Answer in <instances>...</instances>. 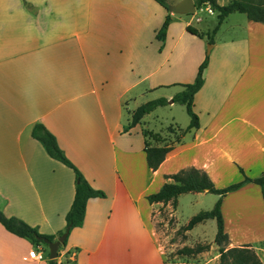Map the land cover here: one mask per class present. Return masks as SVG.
<instances>
[{"label": "crops", "instance_id": "crops-1", "mask_svg": "<svg viewBox=\"0 0 264 264\" xmlns=\"http://www.w3.org/2000/svg\"><path fill=\"white\" fill-rule=\"evenodd\" d=\"M181 1L166 0L173 6ZM231 1L217 3L223 7ZM237 14L224 19L216 35L218 19L207 25L208 43L212 37V51L219 50L220 34L228 30L226 43L234 46L235 59L239 52L245 59L243 73L228 84L227 76L208 64L194 99L200 126L181 135L190 120L178 122L171 102L183 85L195 81L206 58L205 43L194 49L186 45L182 52L192 62L172 78L161 70L179 42L202 36L200 27L189 25L191 19L183 24L155 0H0V211L53 241L66 231L75 171L33 139V128L43 124L84 179L106 194L89 200L84 225L67 237L58 263L170 264L157 223L164 222L162 213L175 216L180 198L175 207L172 202L151 205L147 199L170 181L165 176L201 169L224 188L243 179L240 169L251 179L264 173V23ZM167 16L166 39L159 41ZM171 38L175 42L163 59ZM160 98L167 105L129 129L133 112ZM167 126L174 133L165 134ZM145 133L160 134L151 144L157 147L180 136L156 172L147 163ZM239 191L263 198L255 184ZM189 194L202 198L207 193ZM226 198L221 211L229 246L240 247L242 238H234L226 219ZM259 212L264 219L263 205ZM258 235L264 238V228ZM0 238L19 249L20 264L50 261L29 258L42 241L16 237L1 224Z\"/></svg>", "mask_w": 264, "mask_h": 264}, {"label": "trees", "instance_id": "trees-1", "mask_svg": "<svg viewBox=\"0 0 264 264\" xmlns=\"http://www.w3.org/2000/svg\"><path fill=\"white\" fill-rule=\"evenodd\" d=\"M166 10H169V4L166 0H155ZM197 7L202 4H211L215 10L219 12L218 23L213 31V35H216L219 26L224 19L230 16L231 13L245 14L249 21L264 23V6L255 5L243 2L241 0H233L227 6H219L217 0H195ZM170 11V10H169ZM169 16L163 22L161 29L157 33V39L159 41H164L166 39ZM187 31L195 36H198L199 32L190 26L187 27ZM213 43L212 37L210 44ZM209 64V59L206 57L205 61L200 65L197 77L195 81L188 85H183L182 92L178 93L174 98V103H179L186 106L187 115L190 120V125L186 130L181 131V135L186 134L192 129H198L200 122L195 114L194 110V99L195 95L198 93L199 89L202 87L204 81V72ZM168 100L165 98H160L154 101H150L142 106H139L135 112H133L131 117V123L129 129L136 127L142 118L151 112H154L160 107L167 105ZM146 137H153L152 133H145ZM33 139L39 142L46 154H48L52 159L59 161L63 165L71 168L75 171V184L76 192L72 205L66 214L67 227L66 231L61 234H71L73 229L81 228L85 222V212L86 205L89 200L96 198H105L106 194L102 191L94 189L82 176L81 171L72 163L65 153L57 145L56 137L50 133L45 125L37 124L32 130ZM158 138V137H156ZM180 142V139L177 143ZM173 148V144L166 143L162 146H151L149 142L145 143L144 151L147 154V163L149 168L156 172L163 162L166 160L167 154ZM243 179L236 183H230L229 186L224 188H218L212 180L210 179L207 172L201 169H184L173 175H167L164 177L165 180H170L165 183L163 188L156 194L148 196L149 203H173V207L177 206L179 197L189 193H207L214 194L219 197L215 207L210 211L199 212L197 216L193 217L188 226L187 231L195 228L199 223H203L209 220H215L217 222V235L214 238V244L219 248L220 264H264L262 259L256 251L249 245H243L240 247L229 246V234L226 231L225 219L222 215L221 207H223L224 199L232 192H237L248 184H255L261 188L262 196L264 199V173L261 176L251 179L248 178L243 169H240ZM0 224L8 231L12 232L14 236L19 238L31 239L34 243H37V239H46L48 241H53V237L44 236V234H39L38 231L26 224L25 222L13 218L7 217L0 211ZM67 236V237H68ZM66 237V239H67ZM66 243V240L64 244ZM63 244V245H64ZM229 246V247H228ZM205 249L198 246V249L186 248L183 253L195 254L202 253ZM49 264H59L57 260H50Z\"/></svg>", "mask_w": 264, "mask_h": 264}, {"label": "rangeland", "instance_id": "rangeland-1", "mask_svg": "<svg viewBox=\"0 0 264 264\" xmlns=\"http://www.w3.org/2000/svg\"><path fill=\"white\" fill-rule=\"evenodd\" d=\"M169 1L171 3L175 2V0ZM241 1L264 6V0ZM192 16L193 15L186 16L176 14L177 19H181L183 24H186L187 21L192 19ZM198 17L202 18L201 21L198 24H195L193 22V26L200 27V30L203 31L202 36L195 37L193 38L194 40H188L191 39L188 37L182 42H179L177 50H175L174 53H171L172 55L170 57V60L164 63V66L161 70V75L168 74L166 78L170 79L173 77L172 74L186 69L191 64L192 59L189 53H185L186 51L182 52V50L186 48V45L194 49L197 45L196 43L199 42L200 44L205 43V57L209 59V64L211 63V65L217 70V72L215 73H217L218 75L222 74V76L226 75L228 84L229 82L235 81L240 76V74L243 73V65L245 66L243 62V60H245L243 54L239 52L237 58L235 59L234 46L232 44L228 45L226 43L227 41H229L228 37L226 36L228 30L224 31V34H220L221 36L219 40L221 42V46L219 50L212 51L213 49L211 47L213 45L208 43L207 25H215L217 23L218 16L209 15L204 11H200ZM236 17H240L241 20L246 19V16L242 14H237ZM216 40L217 39L215 38V41ZM174 42L173 38H171L168 41V44H166L165 49H163V59L166 57L168 49ZM238 46H240V44L235 45V47ZM175 104L176 106L174 108V114L175 116H177L178 122L183 123L182 121L184 119L189 120V117L186 113V106L179 103ZM164 111L165 112L163 113L166 114V112H168L169 110L167 109ZM164 118H167L166 115ZM164 132L165 134L169 132L174 133V129L171 126H167L165 127ZM159 136L160 134L154 135L153 137L155 138L149 137V145L154 143V139H157L156 137L159 138ZM179 138L180 136H177L176 134V136L174 137L175 141L172 142L170 140L167 143L175 144L179 141ZM162 144L164 145L166 143ZM179 198V205L176 207L175 216H169V212L162 213L164 222L157 223L158 228L162 233V237H160V240H162L166 244L170 253L169 263L220 264V260H218L217 258L219 255V248L214 244V238L217 235V222L215 220H209L201 226H196L193 229L192 233H189L187 231V226L190 220L193 217L197 216L200 211L205 212L212 210L213 207H215V204L217 203L219 197L214 194H206L202 198H197V196L193 194H185ZM262 205L264 207L263 198H261L260 200V198L252 191H237L234 193L231 192L226 198L224 212L227 216L226 219L229 223V226L231 225V230L233 232L234 238H242L239 240V242L237 240L238 245H250L251 247H253V249L256 251L260 259H262V262L264 263V238L262 237V235H258L264 228V219L259 212V209L262 208ZM198 246L204 248L205 251H208V254L206 256H202L200 252L195 254L183 253L184 249L186 248L198 249ZM41 249H43L46 257H49V248L42 245ZM18 256L19 249L14 244H12V242H7L3 240V238H0V264H20ZM46 264L49 263L46 262Z\"/></svg>", "mask_w": 264, "mask_h": 264}, {"label": "water", "instance_id": "water-1", "mask_svg": "<svg viewBox=\"0 0 264 264\" xmlns=\"http://www.w3.org/2000/svg\"><path fill=\"white\" fill-rule=\"evenodd\" d=\"M196 2L195 0H182L180 3L177 5H169V10L173 14H179V15H192L195 14L196 12ZM171 103H174L173 101ZM67 234H63L62 236L58 237L56 241H48L46 239H37L38 241H42L44 245L49 248V259L50 260H58L60 257L59 250L61 246H63Z\"/></svg>", "mask_w": 264, "mask_h": 264}, {"label": "built area", "instance_id": "built-area-1", "mask_svg": "<svg viewBox=\"0 0 264 264\" xmlns=\"http://www.w3.org/2000/svg\"><path fill=\"white\" fill-rule=\"evenodd\" d=\"M200 11H204V12L208 13L209 15L215 14L213 6L211 4H205L204 3L200 7H196V12H195V14H192L193 15L192 19L189 22L190 26L192 25L193 22L195 24H197L198 22L201 21L202 18L198 17ZM29 258L36 261V262H42V261H45L48 259V257H46V255L44 254L43 249H41L40 247L33 248L29 252Z\"/></svg>", "mask_w": 264, "mask_h": 264}]
</instances>
